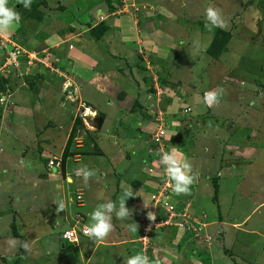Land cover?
Masks as SVG:
<instances>
[{
	"label": "rangeland",
	"instance_id": "rangeland-1",
	"mask_svg": "<svg viewBox=\"0 0 264 264\" xmlns=\"http://www.w3.org/2000/svg\"><path fill=\"white\" fill-rule=\"evenodd\" d=\"M16 2L9 0V6L17 7ZM74 2L71 0V5H68L72 13H76ZM154 2L158 4L154 5ZM145 3H149V15L170 41L165 46H175L182 56H175L174 53L165 56L166 50L160 51L163 59H150L148 68L152 71V78H155V84L151 86L153 89L149 86L150 90L147 87L146 91L143 86L141 90L135 89L136 93L128 89L135 97L141 94L138 99L142 103L136 109L140 112L139 124L145 126L136 131L132 130L134 123L129 120L133 116L121 115L124 112L113 102L106 104L108 95L112 96L113 92L115 95L118 88L104 87L103 80L100 85L95 84L96 92L84 87L83 90H87L92 99V104L88 102L89 106L84 101L81 103L80 99L75 100L68 91L67 86L72 81L67 82L69 73L59 63L55 65L45 60L39 64L38 68L45 72L48 68L52 72L46 74L43 81H36L40 84L39 88L34 85L33 75H25L26 69L19 66V61L17 68L4 66L2 56L7 52L2 49L3 44L14 46L13 42L19 45L23 41L29 44L25 36L22 41L15 32L23 24L22 33H31L27 29V19L26 22L21 19V24L9 33L0 34V86L3 87L0 91L5 95L0 98V124H4L3 128L8 127L9 135L8 142L0 144V153H3L0 155V236L5 243V254L0 264H126L127 259L137 253L146 254L150 260L157 259L162 248L158 250L155 241L152 245L151 242L147 244L149 249L145 250L142 244H138L139 240L124 242L136 239L141 233L140 226H137L136 232H130L128 224L134 222L132 219H118L113 214L114 230L106 240H100L105 244L88 237L74 245L61 237L64 229L68 228L64 216L70 218L68 214L80 210L86 214L88 224L89 213L103 202L97 198L101 192L119 207L115 190L126 182L131 187L133 179L140 180V177L129 180L131 168L133 175L138 170L137 175L140 176L145 174L146 169L154 167L153 160L164 168L160 163V154L165 151L160 146L177 144L179 148L181 146L179 152H184L193 165L194 173L199 176L191 186L190 194L177 196L171 192L169 199L174 204L177 199L182 201L178 211L188 204L190 215L196 217L199 214L200 221L212 223V228H208L214 237L209 249L214 252L213 264H264V0H149ZM209 6L221 10L224 27L212 30L205 27V9ZM135 7L140 9L138 3ZM145 22L148 20L145 19ZM223 31L231 33V38L226 50L215 59L211 56L215 48L214 37H223ZM173 39L179 40L180 45ZM137 65L141 67L140 63ZM161 81L166 84L162 85ZM176 86L184 97L182 108H186L180 109L177 117L164 116L161 93L170 97ZM218 86L225 92L218 103L209 107L204 102V94ZM155 88L160 95L159 100L155 96ZM101 91L107 94L106 100L101 98L104 96ZM101 110L111 114L108 121L102 120L104 115ZM4 112L7 115L4 116ZM120 118L127 124H123L122 129H118ZM177 120L178 123L174 124ZM170 123L178 126V133L190 134V139L185 134L175 133L177 129L167 126ZM204 123H207V128ZM167 131L176 139L164 137ZM71 134L69 151L74 154H70L62 166V152ZM2 138H6L3 132L0 139L4 141ZM14 150L16 152H11ZM25 154L36 158L42 169L40 175H47L50 177L47 181H52V190L42 191L41 200L35 206L38 210L32 215L24 210V205L15 203L13 195H9L26 187L23 165L16 161L18 155ZM55 158L57 165L49 168L48 161ZM129 161L132 163L128 170L124 169L126 176L122 170H116L117 164H129ZM81 165L99 169L97 175L100 182L93 178L85 185L82 178L75 175V170ZM59 172L62 175L53 177ZM49 173L55 174L52 176ZM79 192L83 194V207L76 206L75 197ZM133 198L134 195L130 200ZM61 201L68 206L69 212L57 211ZM129 204L127 200L126 207ZM53 215L54 218H50ZM13 224L15 231L21 234L17 241H27L29 251L10 246L16 236ZM184 238L182 236L180 240ZM85 239L89 240L86 242ZM163 241L161 244L177 251L174 248L176 243ZM190 241L196 243L195 239ZM190 241L188 239L189 246ZM150 246L154 247L153 250ZM202 246L195 250L204 255L207 249ZM169 255L175 256L173 253ZM204 259L207 260L206 257ZM169 262L164 260L163 264Z\"/></svg>",
	"mask_w": 264,
	"mask_h": 264
},
{
	"label": "crops",
	"instance_id": "crops-1",
	"mask_svg": "<svg viewBox=\"0 0 264 264\" xmlns=\"http://www.w3.org/2000/svg\"><path fill=\"white\" fill-rule=\"evenodd\" d=\"M70 1L71 0H41L39 3L40 6L38 8V10L41 12L40 20L32 21L28 19L27 24L25 23L26 25H28L27 29H30L31 33L29 35L23 34L21 25H24L21 23L19 30L15 31L17 36L19 35V38L22 41V37L25 36L26 40L29 42V44L26 43L29 46H27L26 44H21L24 41L19 45L29 51L41 52L48 57L47 59L49 61H55L56 63L63 65L66 69V72L69 73V76L67 74V77H69V81L67 82H70V79L72 81V84L67 86L69 89L68 91L71 92V95L75 100L80 99L81 103H83L82 101H84L85 105H89L88 102L92 104V99L90 94L87 93V90H83L84 87L96 92L95 84L100 85V82H102V80L105 81V83H103L104 87L107 86L108 88L109 86H111L112 90L113 87H117L118 91L115 92V95H113L114 92L111 93L112 96L108 95V102H106V104L109 105L111 104V102H113L118 106V109L120 111L124 112L121 115L129 117L133 116L132 119L129 118L130 123H134V129L131 128L132 130L140 127L143 128V126L145 125L139 124L140 119H138V113L140 112L138 111V109H136V106L138 105L135 106L134 110H131L128 106H126V104H131L134 100H137L138 104L140 105L142 102L138 98L141 97V94L137 95L139 97H135L136 95H131V93L128 92V89L131 90L132 93L135 92V89L137 91L141 90V87L143 86L146 91H148L147 87L149 89V86L151 89V86L155 84V78H152V71L148 69L150 59L152 61L155 60L154 57L163 59L162 57L164 56L160 54V51L162 52L163 50H166L165 56H172L173 53L175 56H182L181 52L178 51L175 46H170L172 48L167 47V45L165 46V44H169L170 41H168L167 37L164 36V32L162 31V29L157 27L156 21H153L151 15H149V3H145L149 2V0H74V9H76V13L70 12V9L68 8V5H71ZM137 3L138 5H140V9L135 7ZM156 4H158V2H154V5ZM134 11L135 13L134 15H132V12ZM156 17L159 16L157 15ZM145 19H147L148 22L144 23ZM174 43H179L180 45L179 40H174ZM147 58H149L148 61ZM138 63L141 64V67L137 65ZM162 65L164 66L163 63ZM36 69L37 70L33 73L35 80L34 85L39 88V82L41 80H44L43 78L46 74L52 72L46 69L45 70L47 72H45L38 67ZM148 74L150 75V77H147ZM63 81L66 82L65 80ZM164 84H166V82H163L162 85ZM177 85L180 86L179 82L177 83ZM173 90L174 94L170 97L167 94V96H164V92L161 93V97H163V105L161 110L163 111L164 116L167 117L186 108H182V106L185 104V101L184 97H181L182 94L179 93L178 87L176 86V88ZM119 91H124L126 95L131 98H124V100L127 99L129 103H127V101L117 99L116 94ZM1 92L2 91H0V97H5L4 92ZM82 94L84 95L83 100L81 97ZM102 94L104 96L101 98H104L106 100L107 94L101 91V95ZM155 96H157V98L160 96L158 95V91L156 92ZM156 103L158 105L160 104L159 102ZM194 106L196 108H199V105L194 104ZM92 107L95 108L94 106ZM141 111L142 113L145 112L144 109ZM102 112L104 115L102 120L108 121V119H110L111 117V114H107L105 111L101 110V113ZM5 115H7L6 112H4V116ZM123 124H126V122L120 118L118 121V126L120 128L118 129H122ZM3 127L4 124L1 123L0 133L3 132V135L6 138L5 140L2 138V140L4 141H1L0 139V144H6L9 140V135L7 134L8 127ZM170 127H173L175 130L177 129L176 125L174 126L172 125V123ZM1 129H4V131ZM202 131L205 132L204 130ZM175 133H178V129ZM169 136L171 135L169 134ZM170 139L172 138L170 137ZM173 147H175V145H171V147H169L168 145H162L160 146V149H163V151H170ZM11 152L16 151L14 150ZM11 152H7L8 155L12 154ZM1 154L3 155V153H0V155ZM181 154L185 156L184 152H182ZM18 156L19 158H17L18 160L16 159V161L19 164L23 165L22 174L26 179V182L24 183L26 184V187H24L23 191L19 189L18 191H16V194L9 195H13V198L15 199V203L17 205H24V210L27 209L30 214L35 213L38 210L35 206L37 202H40L41 200L40 197L42 191H44L45 189L49 191L52 190V181H47L48 178H50L49 176L40 175L42 169H40V167L38 166L36 158H33L30 154ZM127 163L128 162H120L116 165V170H122V173L125 176L126 173L124 172V169L128 170V166L132 162L129 161V164ZM152 165L154 167L146 169L145 174H143L142 176H140V174L137 175L138 170L136 171V175H133L131 168V175L129 178V180L139 177L140 180L145 179V182L147 186L150 187V189H146L144 187L132 190V188L128 186L129 184L126 182L124 183V186L122 185V189L118 188L114 193L117 196V199L126 189L130 190L133 193L134 198L132 200H130V198L128 199L130 201L128 208L133 213L131 214V217H129V219L134 220L133 223H135V221H139L140 223L137 224L138 227H143L147 221H150L148 215H154L156 217L155 219L157 220L165 214L163 197L162 199L158 197L157 189L160 183H163L166 172L164 168L160 166L159 162L156 163V161L153 160ZM49 174L51 175L52 173ZM54 174H52V176ZM58 175H62V173L59 172L53 177H56ZM196 175L199 176L198 174ZM67 179L70 178L67 177ZM116 192H119V194H117ZM173 195L175 194L173 193ZM169 200L170 199L168 196V201ZM172 201L171 204L173 203ZM46 204H50V202H46ZM179 207L177 206V208ZM65 208L68 209V206H65ZM67 209H64L63 211H68ZM197 215L198 217H200L199 214ZM50 218L53 219L54 215ZM54 221H56V219ZM130 222L132 223V221ZM213 223H215V221ZM211 224L212 223L206 222V231L208 230L207 232H209V234L212 233L208 228ZM210 227L212 228V226ZM152 230L153 232L150 233L151 245L155 241V243L158 244V250L160 249V247L162 248V251L159 252L161 253V256H158L157 259H151L152 261L158 262V264H163L164 260H167L168 262L170 261V264H192V262L197 264H213L212 259L214 252L209 250L212 243L210 245H206L195 239L197 243L196 246V243L191 242L189 239V241L191 242L189 246L187 233H185V231H183L182 229H177L173 226L170 228H152ZM139 231L141 232V235L142 229L140 228ZM217 231L215 233H217ZM18 234L19 236H15V240L19 239L17 237H21V234ZM140 235H138L137 237H139ZM182 236H184L185 238L180 240V237ZM137 237L136 239H128L124 242H138ZM84 238L88 237H80V240ZM164 239L166 240V242L173 241L174 243H176L174 248H176L177 251L169 249L167 246L161 244L164 243ZM85 240L87 242L89 239ZM99 242H101V244H105L104 241ZM183 242H185L184 245H187L185 246V248ZM107 243L108 242H106V244ZM138 244L141 243L138 242ZM61 245L62 247L65 246L64 243H62ZM200 245H203L202 247H206L207 249V252L204 253V255H202L200 251L195 250V248ZM150 247L151 249L154 248L153 246ZM165 251L167 254L165 253ZM169 253H173L175 255H173L175 258L170 257ZM4 254L5 243L3 236H0V259L4 258ZM185 255L186 258L184 257ZM154 257L155 256L153 255L152 258ZM204 257H206L207 260H205Z\"/></svg>",
	"mask_w": 264,
	"mask_h": 264
},
{
	"label": "clouds",
	"instance_id": "clouds-1",
	"mask_svg": "<svg viewBox=\"0 0 264 264\" xmlns=\"http://www.w3.org/2000/svg\"><path fill=\"white\" fill-rule=\"evenodd\" d=\"M17 2L18 4H22L25 9H30L32 5V0H17ZM205 17L207 20L205 27L209 30H212V28L215 27H224L225 22L223 20L222 12L219 8L214 6L207 7L205 9ZM20 21L21 16L19 11L14 6H9V0H0V33L8 32L15 27H18ZM6 55L7 53H3V61ZM36 66L39 67V65ZM22 67L26 69V71L24 69L23 70L25 71V75L28 76H32L37 70L35 69V66L32 68H27L23 65ZM224 92L225 90L219 86L216 89L209 90L204 94V102L209 107H211L219 102V99L224 94ZM160 163L164 165V170L167 174V177L171 181L172 192L177 196L190 194L191 186L198 178L194 173L191 161L186 156H183L181 153H179L177 148L173 147L170 151H165L160 154ZM98 172L99 169H92L88 165H81L75 170V175L79 178H82L83 183L88 185L89 181L93 178H95L98 183L100 182V176L97 175ZM130 197H133V193L130 190H124L122 195L119 197V207L117 208L116 202L109 198H105L103 192L99 193L97 198L103 202L98 203L93 211L89 213L90 222L85 225L84 234L89 236V238L93 241L107 239L114 230L113 214H115L118 219H126L131 217V210L126 207V201ZM180 202L182 203L181 200L177 199L176 204L172 203L177 211L179 209L177 206L179 207V205H181ZM64 208L65 204L63 201H61L58 205L57 211H63ZM164 215L162 217H164ZM148 217L150 220H155L156 218L154 215H148ZM196 217L198 218L197 214ZM202 222L206 224V221ZM128 227L132 232L137 231L136 223H131L128 225ZM187 235L189 236L188 233ZM211 236L213 237L212 234ZM79 241L80 238L78 242ZM10 246L13 248L19 246L23 248L25 252L29 251V244L27 241L21 242L13 239ZM126 264H158V262L150 260L149 257L144 253H137L130 256L126 261Z\"/></svg>",
	"mask_w": 264,
	"mask_h": 264
},
{
	"label": "built area",
	"instance_id": "built-area-1",
	"mask_svg": "<svg viewBox=\"0 0 264 264\" xmlns=\"http://www.w3.org/2000/svg\"><path fill=\"white\" fill-rule=\"evenodd\" d=\"M1 42L2 41L0 40V43ZM13 45L14 46H11L9 43L3 44V48L6 49V52L8 53L4 59L5 67L12 66L17 68V61H19V66L24 65L27 68H32L38 63H44V60L38 55L37 52L28 51L14 42ZM48 164L49 166H55L57 165V162H55L54 159H50ZM159 188L160 189L157 191V193L160 199L163 197L165 215L160 219L147 221L142 227V234L139 236L138 240L144 246L143 249L145 250L148 248L147 244L150 243V233L152 228L158 229L164 226H176L177 228H181L183 231L189 234L188 239H196L197 241L209 245L213 237L209 234V232L206 231L205 223L200 221L193 214L190 215V210H187L188 207L186 206L188 204H186L184 208L182 207V209L179 211L175 209L173 204L168 205V196L172 192V188L171 181L167 177V174L165 175V179L163 183L160 184ZM81 196V193L76 195L78 205H83ZM83 218L84 217L82 214L76 213L74 218L75 224L71 228L65 229L61 237L73 243L74 245L78 242L80 237H89L84 234L85 225L87 224L84 222Z\"/></svg>",
	"mask_w": 264,
	"mask_h": 264
},
{
	"label": "trees",
	"instance_id": "trees-1",
	"mask_svg": "<svg viewBox=\"0 0 264 264\" xmlns=\"http://www.w3.org/2000/svg\"><path fill=\"white\" fill-rule=\"evenodd\" d=\"M40 1L41 0H32V5H31V8L30 9H25L24 7H23V5L22 4H18V2H16V6L17 7H15L18 11H19V13L21 14V19H24V20H28V19H30V20H32V21H34V20H40V18H41V12L38 10V8H39V6H40ZM15 6V5H14ZM38 11V12H37ZM222 35H223V37H217V35H216V37H214L215 39H214V42H215V45H214V51H212L213 53H211L210 55L213 57V58H217V57H219L220 56V54L224 51V50H226V44H227V42H228V40H230V38H231V33H229L228 31H223L222 32ZM23 44H25L24 42H23ZM27 45V44H26ZM27 46H29V45H27ZM36 50H38V49H36ZM38 53V55L45 61V60H48L47 58V56L45 55V54H43V53H41V52H37ZM55 65L57 64L55 61H52ZM40 63H38L37 65H39ZM38 66H35V69L37 68ZM45 69H47L48 71H50L48 68H45ZM147 77H150V75L148 74L147 75ZM0 81L2 82V80H1V78H0ZM33 82H34V79H33ZM162 82V81H161ZM163 83V82H162ZM3 87H1L0 86V90L2 89ZM151 89H153V87L151 88ZM116 97H117V99H121V100H124V98L126 97V98H129V99H131L129 96H127L126 95V93L124 92V91H119L117 94H116ZM124 101H127V99L126 100H124ZM127 103H129L128 101H127ZM136 105H139L138 104V102H137V100H134L131 104H128L127 106L131 109V110H134L135 109V106ZM178 114H179V112H177V113H174L173 115H170V116H178ZM175 117V118H176ZM178 123V120L177 121H174V124H177ZM207 123H208V119H207ZM207 123H204V124H206V128H207ZM169 125H171V123L169 124ZM168 126V125H167ZM176 127H178L177 125H176ZM168 128V127H167ZM208 129H210V127L208 128ZM184 130V129H183ZM181 134H185V136L188 138V139H190V134H188V136H187V132H182ZM165 136L164 137H166L168 140H170V137L172 138V139H174L175 138V136L174 137H172V136H169V133H168V131H167V133L166 134H164ZM71 136H72V134L69 136V138H68V142H67V144H66V147L64 148V150H63V152H62V158H61V161H62V166L64 165V163H65V161H66V159H67V157H69V155L71 154H74V152H71V151H69V145H70V140H71ZM176 139V138H175ZM175 147H177V149L179 148V145L177 144ZM181 149V146H180V148H179V150ZM55 160V162L57 161V159L55 158L54 159ZM48 163H49V161H48ZM56 166V165H55ZM49 168H55L54 166H49ZM55 170V169H54ZM62 173L64 172L63 171V167H62ZM131 183V188H132V190L133 189H137V188H146V189H150V187H148L147 186V184H146V182H145V179L144 180H139V179H133L132 180V182H130ZM216 183V182H215ZM118 184V183H117ZM118 185H120V183L118 184ZM129 186V185H128ZM121 188V187H120ZM80 193V192H79ZM78 194V193H77ZM76 194V195H77ZM82 200H83V194H82ZM76 198V197H75ZM76 200V206L77 207H83L82 205H78L77 203V199H75ZM84 204V203H83ZM68 210V212H69V209H67ZM72 214H69V216H70V218H65L64 217V221L68 224V228H66V229H69V228H71L74 224H75V222H74V218H75V214L76 213H80V214H82L83 215V220H84V222L86 223V219H87V216H86V214L84 213V212H82V211H80V210H76V212L75 213H73V212H71ZM72 217V218H71ZM13 234L14 235H19L18 234V232L17 231H15V226H14V224H13ZM65 230V229H64ZM150 253H151V251H150ZM198 255V254H197Z\"/></svg>",
	"mask_w": 264,
	"mask_h": 264
},
{
	"label": "bare ground",
	"instance_id": "bare-ground-1",
	"mask_svg": "<svg viewBox=\"0 0 264 264\" xmlns=\"http://www.w3.org/2000/svg\"><path fill=\"white\" fill-rule=\"evenodd\" d=\"M87 111L90 112L91 110L88 108Z\"/></svg>",
	"mask_w": 264,
	"mask_h": 264
}]
</instances>
